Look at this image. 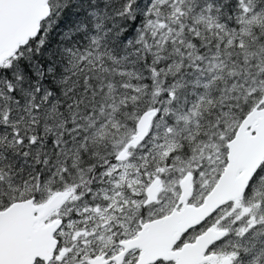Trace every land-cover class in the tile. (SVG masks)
Here are the masks:
<instances>
[{
	"label": "snow or ice",
	"instance_id": "snow-or-ice-1",
	"mask_svg": "<svg viewBox=\"0 0 264 264\" xmlns=\"http://www.w3.org/2000/svg\"><path fill=\"white\" fill-rule=\"evenodd\" d=\"M0 264H264V0H0Z\"/></svg>",
	"mask_w": 264,
	"mask_h": 264
}]
</instances>
